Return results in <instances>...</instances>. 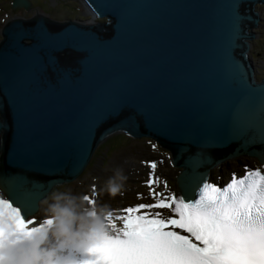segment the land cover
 <instances>
[{"label":"water","instance_id":"1","mask_svg":"<svg viewBox=\"0 0 264 264\" xmlns=\"http://www.w3.org/2000/svg\"><path fill=\"white\" fill-rule=\"evenodd\" d=\"M75 1L90 21L37 14L0 28V174H19L32 188L19 200L25 217L54 188L77 180L117 132L170 152L181 170L179 194L181 176L208 181L228 159L245 155L264 168L257 129L241 133L233 123L241 110L258 117L264 95L246 31L257 28L251 7L264 0ZM31 5L12 0L11 9L28 13ZM65 51L79 57L56 70L55 55ZM219 152L228 154L215 160Z\"/></svg>","mask_w":264,"mask_h":264},{"label":"snow or ice","instance_id":"2","mask_svg":"<svg viewBox=\"0 0 264 264\" xmlns=\"http://www.w3.org/2000/svg\"><path fill=\"white\" fill-rule=\"evenodd\" d=\"M233 123L241 133L256 128L264 143V95L258 117L241 110ZM142 163L152 170L144 181L152 202L124 207L117 215L109 212L103 225L76 245L85 255L79 264H264V168L233 174L223 187L207 182L205 174L186 173L177 196L156 190V162ZM30 189L21 175L0 174V264L11 260L26 237L52 223L22 214L19 200ZM84 199L95 203L87 195Z\"/></svg>","mask_w":264,"mask_h":264},{"label":"rangeland","instance_id":"3","mask_svg":"<svg viewBox=\"0 0 264 264\" xmlns=\"http://www.w3.org/2000/svg\"><path fill=\"white\" fill-rule=\"evenodd\" d=\"M31 1L33 3L34 9H36V11H32V17L35 16V13L42 12L48 17H51L54 22H57L60 19L59 17H64L68 20H71L78 15V8H74L70 4H67L68 0ZM54 1L56 4H53ZM10 5L11 0H0V26L10 18L23 17L22 12H13ZM258 15L261 19L258 23V27L253 28L250 31L251 33H253L255 38L249 41L248 44L251 43V45H253L250 49V55H252L254 58L253 64L255 67L256 76L259 78H263L264 48L262 47L263 43L259 40H262V34L264 33V8H261ZM153 145L156 146L155 149H153ZM171 157L172 155L170 154V152H167L166 150L161 148L155 140L146 138L134 140L132 138H128L124 133H114L97 146L94 152V156L91 160L92 166L85 170L86 172L83 173V176L72 184H66L56 187L49 195V197L45 199V202H51L52 198L58 193H71L74 195L75 192H79V190H81V193H84L83 196H90L91 194H95V189L99 188L100 186V183L98 181H100L101 179L93 173L94 170L97 167H100L101 172L108 171L109 167H111L113 163L121 168L120 171L124 178L130 176V174L127 175V173H125L131 170V166L128 165L134 164L135 166H137L134 169L139 171L136 174L138 176L137 179L144 181L146 180V178H148V175L152 170L146 163L142 162H156L157 168L155 169V172L160 171L159 175L161 176L158 179L159 184L165 185L166 183L167 188H165V190L169 194H177V186L175 181L181 170L173 167ZM102 158L105 159L104 165L102 164ZM243 159L256 163V166L253 167V170L262 168L256 159L246 157H244ZM163 169L166 172L164 173V175H162L161 173V171L164 172ZM145 170H147L146 173H144ZM115 172L117 171L115 170ZM144 175L146 177H144ZM216 176L217 170L213 169L210 172V177H212L211 179L213 180V177ZM85 204L90 208V205L87 201H85Z\"/></svg>","mask_w":264,"mask_h":264},{"label":"clouds","instance_id":"4","mask_svg":"<svg viewBox=\"0 0 264 264\" xmlns=\"http://www.w3.org/2000/svg\"><path fill=\"white\" fill-rule=\"evenodd\" d=\"M257 17L259 23L261 19L259 15ZM250 57L253 64L254 58L252 55ZM123 180L118 170L106 182L107 193L115 197L121 190ZM85 201L84 197L71 193L56 194L42 209L45 220L52 221L51 225H45L42 232L26 237L7 264H62L60 249L76 246L87 233L100 228L104 223L107 208H89Z\"/></svg>","mask_w":264,"mask_h":264},{"label":"bare ground","instance_id":"5","mask_svg":"<svg viewBox=\"0 0 264 264\" xmlns=\"http://www.w3.org/2000/svg\"><path fill=\"white\" fill-rule=\"evenodd\" d=\"M253 45L249 43V47L251 49ZM250 49L248 51V55L250 54ZM246 157L245 155L235 158V159H228L225 160L217 165L215 168L217 170V176L213 177V181L215 183H221V182H227L229 181L233 174H243L246 172V169H253V167L256 166V163L244 160L243 158ZM172 161V157H171ZM116 166V167H115ZM128 166H131V170L128 172H125L130 174L129 177L124 178L122 181V186L120 192L115 196L112 197L110 196L107 191H106V182L109 180V178L113 177L116 171H120V167L115 165L114 163L109 167L108 171H102L100 170V167H97L94 170V174L97 175L101 180L98 181L100 183L99 188L95 189V194H91L89 197L95 201L94 206L96 207H106L107 208V213L108 211L113 213V215L119 214V210L122 208L126 207L127 205H130V203H150L151 198L149 197V189L144 185V181L138 180V176L136 175L139 171L134 169L135 166L134 164H129ZM164 170V169H163ZM121 172V171H120ZM147 170H145L144 173H146ZM162 175H164V172H162ZM160 171L155 172V177L160 178L161 176L159 175ZM144 177H146L144 175ZM212 178V177H211ZM210 178V179H211ZM212 181V180H211ZM94 190V189H93ZM157 191L164 192L166 195L169 194L166 190L163 184H158V187L156 188ZM84 191V190H83ZM74 193V192H73ZM84 193H81V190L79 192H75L74 195L79 196L83 198ZM138 194L143 195V199H138ZM178 195V194H177ZM46 202L42 201L39 204V210L35 216L38 222L42 223L43 220H45V217L43 215L42 209L43 207L46 206ZM86 205V204H85ZM87 206V205H86ZM164 212L168 213L167 210H163ZM106 213V215H107Z\"/></svg>","mask_w":264,"mask_h":264},{"label":"flooded vegetation","instance_id":"6","mask_svg":"<svg viewBox=\"0 0 264 264\" xmlns=\"http://www.w3.org/2000/svg\"><path fill=\"white\" fill-rule=\"evenodd\" d=\"M12 1V0H11ZM31 1V0H30ZM31 10L30 12L28 13H25L23 11H13V12H22L23 14V17H15V18H21V19H24V20H31L33 17V13L32 11H36V9H34V6H33V3L31 1ZM53 4H56L55 1L53 2ZM67 4H70L71 6H73L74 8H78V15L74 18V19H71V20H68L64 17H59V21H57V23H68V22H72V21H75L77 23H84V22H88L90 21V18L88 17H83L85 11L82 9V7L78 4V2H76L75 0H68ZM258 6H262V7H258ZM261 8H264V5H257L255 7H251V14L252 16H254L255 14L258 15V13L260 12ZM260 9V10H259ZM38 10V9H37ZM42 15L44 17H47L49 20L53 21L51 17H48L47 15L43 14L42 12L41 13H35V15ZM50 16V15H49ZM12 19L14 18H10L9 20H7L6 22H9L11 21ZM60 20H64V21H60ZM5 22V23H6ZM54 22V21H53ZM4 23V24H5ZM107 23V20H99V19H95L94 21V24H97L98 26H101L103 24ZM2 24V25H4ZM1 25V26H2ZM0 26V28H1ZM254 27L252 26V24H249L248 25V28H246V31H247V35H252L253 33H251L250 31L253 29ZM96 33H98V35L100 36H103V37H106V35H101V33L97 30V29H93ZM263 43V39L259 40ZM29 42H27L28 44ZM56 58L58 60L57 64H56V70H58V66L62 67V68H66V67H69L71 66V64L73 62H75V60L79 57L76 53L74 52H71V51H65L63 53H57L56 55ZM74 66H71V68H73ZM46 76L48 78V80L51 82V83H54L56 81V76H55V73L50 69L48 68L47 71H46ZM6 111H9V110H6Z\"/></svg>","mask_w":264,"mask_h":264},{"label":"trees","instance_id":"7","mask_svg":"<svg viewBox=\"0 0 264 264\" xmlns=\"http://www.w3.org/2000/svg\"><path fill=\"white\" fill-rule=\"evenodd\" d=\"M258 81H260L261 80V78H259V77H257L256 78ZM230 151H232L231 149L228 151V153H230ZM222 155V153H217L216 154V156H221ZM225 155V154H224ZM226 156V155H225ZM103 159V158H102ZM104 160V159H103ZM92 166V162H91V164H90V166L88 167V168H90Z\"/></svg>","mask_w":264,"mask_h":264}]
</instances>
